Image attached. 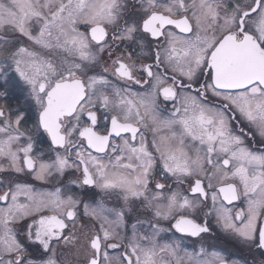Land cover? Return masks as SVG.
<instances>
[{"label": "snow or ice", "instance_id": "1", "mask_svg": "<svg viewBox=\"0 0 264 264\" xmlns=\"http://www.w3.org/2000/svg\"><path fill=\"white\" fill-rule=\"evenodd\" d=\"M0 264H264V0H0Z\"/></svg>", "mask_w": 264, "mask_h": 264}, {"label": "flooded vegetation", "instance_id": "2", "mask_svg": "<svg viewBox=\"0 0 264 264\" xmlns=\"http://www.w3.org/2000/svg\"><path fill=\"white\" fill-rule=\"evenodd\" d=\"M218 235V239L216 241H213V243H216L220 246H226L228 247L232 252H234L236 255L238 256H242L246 259H251V256L249 255V253L247 252V250L242 249L241 246L239 244H237L234 241H229L226 240L223 237V234L217 233Z\"/></svg>", "mask_w": 264, "mask_h": 264}]
</instances>
